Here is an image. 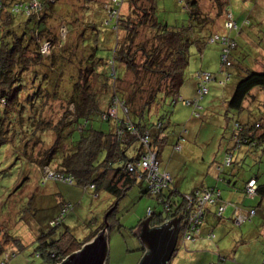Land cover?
I'll return each instance as SVG.
<instances>
[{
  "label": "trees",
  "instance_id": "trees-1",
  "mask_svg": "<svg viewBox=\"0 0 264 264\" xmlns=\"http://www.w3.org/2000/svg\"><path fill=\"white\" fill-rule=\"evenodd\" d=\"M180 2L184 3L188 21L176 26L157 19L155 0H120L119 5L113 0H0V150L7 147L17 170L15 178L10 179L11 186L6 188V193L14 189L10 197L19 192L28 178L23 173L31 166L40 172L41 185H73L92 190L96 197L105 191L118 202L138 183L145 184L144 194L151 196L146 182L137 181V171L129 172L127 165L134 166L144 154L143 137L148 138L158 162L167 140L165 115H158L160 102L166 98L170 105L188 101L179 97V89L185 80L191 48L202 53L207 44L218 45L219 72L226 77L234 56L244 53L238 47L237 35L249 25L247 20L241 26L233 21L227 0H215L218 10L214 16L201 15L196 0ZM228 15L236 29L225 28ZM105 32L113 35V46L102 57L97 52L101 45L104 47L101 38ZM214 36L219 40L210 43ZM222 39L227 44H222ZM224 49L229 65L221 71ZM254 59L261 70H241L242 76L227 101L228 110L242 112L246 99L252 103L253 92H264V51ZM257 104L252 108L263 114L259 119L234 120L230 137L233 144L226 156L231 160L224 167H231L233 153L240 152L243 158L264 154V106L262 109ZM183 139L181 132L174 146ZM130 148L132 156L127 155ZM218 169L222 176L223 168ZM45 170L69 181L48 179ZM3 173L6 171L0 169V178ZM250 180H254L257 199L248 208L256 214L264 207V184L256 176ZM230 182L236 184L233 179ZM247 182L242 187L245 196ZM198 189L219 191L211 187ZM6 193L0 192V203ZM51 196L55 205L50 209L56 214L47 217L44 228L39 222L37 238L43 264L61 263L95 238L105 225L83 240L76 239L69 230L57 234L70 205L59 192L53 191ZM155 198L158 203L159 199L168 201L171 210L152 211L146 217L150 228L160 227L164 219L179 218L185 208L184 194L172 187ZM31 200L28 197L26 203V199L21 203V220H26ZM216 206L212 216L220 221L223 215L216 216ZM5 235L0 242V264L7 260L3 258V243L11 239L22 247L7 230Z\"/></svg>",
  "mask_w": 264,
  "mask_h": 264
},
{
  "label": "rangeland",
  "instance_id": "rangeland-1",
  "mask_svg": "<svg viewBox=\"0 0 264 264\" xmlns=\"http://www.w3.org/2000/svg\"><path fill=\"white\" fill-rule=\"evenodd\" d=\"M100 1L106 3V0ZM227 1V8L235 18L234 22L240 26L244 20L249 22V25L244 26L240 34L237 35L238 47L244 53L241 52V56L235 55L233 65L227 68L230 75L229 80L224 82L225 73L219 72V46L207 44L204 50L206 53L212 52L214 54L212 55V63L209 64L206 60L207 65L204 67L207 68V71L201 68L196 72L209 73L215 80L208 84V94L200 100L201 110L199 109L198 112L201 113V117L195 116L198 108H193L195 110L194 116L193 118L188 116V119L191 120L187 123V119L184 120L183 115H181L182 117L176 116L179 115L176 111L181 108L180 104L170 105V99L168 98L161 101L158 108V115H165L163 119L164 133L167 137L161 157L163 164L160 166L165 169L169 166L168 170L170 172L179 174L182 181V190L188 189L200 178L202 183L207 171H209V174L213 171L217 175L219 173L218 166H221L224 170L222 177L228 180L233 179L239 187H242L253 176L258 177V181L264 184L263 153L258 152L245 158L242 157L243 154L240 155V152L233 153L234 160L231 167H224L227 149L233 144L230 137L234 120L243 121L252 118L256 120L263 115L262 113L258 114L256 108H252L253 105L250 100L246 99V108L242 112L228 110L226 101L230 100L233 89L242 76V69L261 70L260 64L253 61L255 60L254 55H260L262 50L264 51V0ZM196 2L201 15L214 16L217 13L218 8L215 0H196ZM155 7L156 17L160 22L177 26L185 25L188 21L184 3H179V0H155ZM222 22L221 19V25ZM102 36L101 40L104 47L101 45V49L97 54L106 57L108 50L113 46V43H111L113 35L109 36L105 32ZM200 54L195 48H191L189 63L192 62V65L188 64L185 78L189 75L188 71H191L188 68L193 67L194 69L195 67L193 59L199 57ZM187 84L183 85L181 93H185L184 88ZM263 95L264 92L259 91V99L256 102L262 109L264 106ZM186 108L190 112L189 107ZM118 115L121 116V111ZM183 124H185L184 128H186L187 134H185L183 141L179 142L182 151L180 150V153L174 154L172 151L176 138L174 136L180 131ZM177 156H182L184 161L179 160ZM12 163L7 147H2L0 150V169H3L6 173H3L0 178V192L6 193V188L11 186L10 179L13 180L16 176L15 172L17 170L14 169ZM26 169L23 176L27 175L28 178L20 185L19 192H14L10 197V193L14 190L11 187L12 191L10 190L5 196L6 199L10 198L8 200L4 199L0 203V242L4 241L7 230L9 236L19 240L22 244V247L18 248L11 239L7 243H3L6 248L3 258H7L4 264H43L41 257L38 255L40 251L38 250L37 238L39 236L38 231L41 228L39 222H41V225L43 224L44 228L47 217L56 214L50 209L55 205V200L51 196L53 191L59 192L70 205V209L60 221L57 234L60 231L69 230L76 239L83 240L90 233L97 230L106 220L108 224L105 232L107 255L104 264H137L142 259V244L132 232L142 220L149 216V210L155 213L163 210V205L158 203L154 196L144 194L145 184H141L142 186L140 184L133 185L118 202H115V198L105 191H100L98 197H96L92 190H84L73 185L52 182L41 185L40 172L33 166L26 167ZM206 178V183H209L210 178ZM28 197L32 198L30 211L26 216L27 218L25 217L26 220H21L20 216L23 214L21 203L24 199H26V203ZM251 199L247 198V201H250L246 203L247 205H255L257 198ZM207 209L210 212L206 213L201 228L215 222V218L212 216L215 207L211 205ZM34 210H37V212L34 213ZM110 212L113 213L108 217ZM225 218H227V214ZM219 225L221 227H213L214 240H206L207 243L203 242L201 250L192 249L190 245H188V248L177 247L169 264H264L262 263L264 260V249H262L264 246V229H262V227L264 228V207L256 210L251 222L247 221L237 225L224 219ZM222 227H225L226 230ZM239 239H244L250 243L249 246L252 250L247 252L246 255L244 251L234 253L236 249V243L234 242Z\"/></svg>",
  "mask_w": 264,
  "mask_h": 264
},
{
  "label": "built area",
  "instance_id": "built-area-1",
  "mask_svg": "<svg viewBox=\"0 0 264 264\" xmlns=\"http://www.w3.org/2000/svg\"><path fill=\"white\" fill-rule=\"evenodd\" d=\"M117 5H119L120 0H113ZM35 6V3L33 4ZM227 22L225 24V28L228 30L236 29L235 23L231 20V16H227ZM219 40L218 37L214 36L210 43L213 41ZM222 44H227V41L224 39L221 40ZM232 46V44L230 45ZM227 50L224 49L221 55V71H223L222 67H228V62L226 61ZM229 74H226L225 81H228ZM197 84V93L198 99L192 101L181 102L184 106H193L195 109H199L198 106L199 100H201L206 94H208V84L215 79L211 74L206 73L204 71H198L196 73ZM195 116H198L195 114ZM141 143L144 145L145 152L140 157L139 161L133 165H127L129 172L137 171V181H145L148 186V192L151 196H158L164 190H167L171 185V178L169 174L162 172L159 169L157 158L155 152L150 149L149 141L147 137H143L141 139ZM181 146L179 144L174 146L175 151H180ZM231 157L228 156L224 162L225 165L230 163ZM45 175L48 179L60 180V181H69L67 179H63L59 175H55L48 170H45ZM255 183L254 180H250L247 182L245 193L249 198H253L255 196ZM185 200V208L183 212L178 216L180 219L179 222V231H178V245L185 247V244L188 242H193L199 235L200 229L203 224V218L206 209L208 206L215 205L216 206V216L220 217L224 210L225 205H218V200H220V192L212 189H195L193 192L184 195ZM159 202L163 205V211L168 213L171 210V205L167 201H163L159 199ZM234 208V222L238 225L243 222L250 221V219L254 216L255 212L252 209L238 210V208L231 204ZM152 211H148V215L150 216ZM171 219H164L163 223L168 222ZM213 234H208L207 238L212 239Z\"/></svg>",
  "mask_w": 264,
  "mask_h": 264
},
{
  "label": "crops",
  "instance_id": "crops-1",
  "mask_svg": "<svg viewBox=\"0 0 264 264\" xmlns=\"http://www.w3.org/2000/svg\"><path fill=\"white\" fill-rule=\"evenodd\" d=\"M209 54H211V55H209ZM212 55H214L212 52L206 53L205 50H203V52L200 54L199 57H195L193 59L194 66L195 67H194V69H193V67H189L188 68V70H191V71L190 72L188 71V74L189 75L186 76L184 82L182 83V85H181V87L179 89V97L181 99L188 100V101H192V100L198 99V93H197V87H196V80H195L194 74H195L196 70L201 69V68H204V70L207 71V68H205L204 66L207 65L206 60H207V62L209 64L212 63ZM188 64H191L192 65V62H190ZM184 84H187V86L184 88L186 91L183 94V93H181V89L183 88V85ZM258 94H259V92H256V91L253 92L252 97H251L252 105H254V103L256 104V102L258 101V99H259L258 98ZM226 103H227V101H226ZM177 104H179V103H177ZM177 104H175V105H177ZM224 104H225V102H224ZM198 105L200 107L199 109L201 110L200 100L198 102ZM180 107L181 108H179L176 111L177 113H179V115H176V116L183 115V119L184 120L187 119V123L190 122L191 119L190 118L188 119V116H190V117L193 118V116H194V114H193V108H191L190 106H187L190 109V112H188L186 110L188 108H186L185 106H182L180 104ZM199 109L196 110L197 113L199 114L198 118L201 117V113L198 112ZM184 126H185V124H183L182 128L180 129V131L175 134L174 137H176V138H175V143L174 144H176V142H177V137H178L179 133L183 132V137L185 136V134H187V130H186V128H184ZM174 144H173V146H174ZM172 149H173L172 151L174 152V154L175 153H178V152L180 153L182 151V149H180L181 151H175L174 150V147ZM162 153H163V149L161 150L160 154L158 155V162H159L158 165H159V168H160V170L162 172H165V173L169 174V176H170V178L172 180L171 187L174 188L179 194H188V193L192 192V190H194V189H198V188H209V187H211V188L218 189L220 191V200H218V202H217L218 205H225V210H224V212L222 214L223 216L220 219V221H218V220L215 219V222L214 223L207 224L204 228H201L198 237L193 242L186 243L185 244V247H183V248H188V245H190L192 249L194 248V249L201 250V247H203L201 244L203 242H206V240H209V241L214 240L215 239V236L213 234V232H214L213 231V227H216V226L221 227V225H219L221 223V221H223L224 219H226V220L229 221L234 216V211L235 210L231 206V204L234 205V206H236L238 208V210H244V211H246L248 209H252V208H248V207H251V204H249V205L246 204L247 202H250V201H247V198H249V197L245 196L244 193H242V187L243 186L242 187H239L236 184L233 185L232 184L233 182L232 183L230 182L231 179H230V181H227L228 179L225 178V181H222L221 180V177L222 176H220L218 174L217 175L214 174L213 171H211L212 173H210V174H209V171H207L206 175L204 176L205 178L203 179L202 183H201V178H200L191 187H189L188 189L182 190V181H181V178L179 177V174L178 173H172V172H170L168 170L169 169V166H168L167 169L161 168L160 165L163 164L162 163V160H161ZM133 154H134V151L132 150V148H130L128 150V152H127V155L128 156H132ZM177 157H178L179 160H183L184 161V159L182 158V156L181 157L177 156ZM200 176H201V174H200ZM206 177H209L210 178V180L208 181L209 183H206V181H207V178ZM254 198H256V197L254 196L252 199H254ZM148 210H149V208H148ZM226 214H227V218H225V215ZM254 216H255V214H254ZM232 223L233 224H236L234 221H232ZM222 229L226 230L225 227H222ZM262 229H264V228L262 227ZM208 234H213L214 237L212 239H208L207 238V235ZM252 240L254 241V239H252ZM234 243H236L235 244L236 249L234 250V253H238V252L244 251L245 252V255H246L247 252H249V251L252 250V248H250V246H249L250 243H248L244 239H239L238 241H235ZM178 247H182V246L178 245ZM262 249H264V246H263ZM144 252H145V248H143V253ZM218 258H220V257H218ZM220 259H219V261H221ZM262 263H264V260H263ZM211 264H216V263H211Z\"/></svg>",
  "mask_w": 264,
  "mask_h": 264
},
{
  "label": "water",
  "instance_id": "water-1",
  "mask_svg": "<svg viewBox=\"0 0 264 264\" xmlns=\"http://www.w3.org/2000/svg\"><path fill=\"white\" fill-rule=\"evenodd\" d=\"M104 222V227L95 238L59 264H104L107 255L105 232L108 227L107 221ZM179 222V218H173L160 227L150 228L149 219L142 220L132 232L145 248L143 257L137 264H169L178 247Z\"/></svg>",
  "mask_w": 264,
  "mask_h": 264
}]
</instances>
